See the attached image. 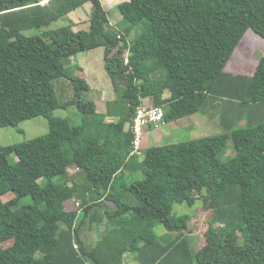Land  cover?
Here are the masks:
<instances>
[{"label": "trees", "instance_id": "obj_1", "mask_svg": "<svg viewBox=\"0 0 264 264\" xmlns=\"http://www.w3.org/2000/svg\"><path fill=\"white\" fill-rule=\"evenodd\" d=\"M44 1L0 0V129L36 117L50 127L23 143H0V245L13 240L0 264H264V56L252 75L226 70L248 31L264 39V0H128L116 7L127 23L121 30L101 0ZM86 3L88 30L47 29ZM96 49L127 101L118 123L97 113L88 80L68 65ZM61 79L73 87L64 103ZM145 98L164 109L166 123L215 109L226 132L152 146L139 161L131 127ZM72 105L94 118L75 126L54 114ZM230 141L235 156L223 161ZM134 163L145 178L116 188ZM206 188L212 218L197 248L199 237L186 233L190 216L173 210ZM86 219L104 227L94 247L82 237Z\"/></svg>", "mask_w": 264, "mask_h": 264}, {"label": "rangeland", "instance_id": "obj_2", "mask_svg": "<svg viewBox=\"0 0 264 264\" xmlns=\"http://www.w3.org/2000/svg\"><path fill=\"white\" fill-rule=\"evenodd\" d=\"M125 1L127 0H103L104 3L103 6L107 10H110L109 12L110 20L114 21L116 24L119 23L118 26L116 27V29L118 30L119 29L121 30V28L127 26V23L123 20L121 13L116 9L117 5ZM91 6L92 4L88 3V5H86L85 7L88 10H91ZM90 13L88 12V16ZM82 15L84 16L85 14L82 13ZM59 23H62V21H60ZM142 31H143V25H139L138 27H136L131 35V40H133ZM28 34L34 35L37 34V31L28 32ZM96 51L97 52L95 53L100 52V50H96ZM235 53H236L235 59L233 60L231 59V61L227 65L226 70L228 72L236 73V74L252 75L256 70L259 60L264 56V39L259 37L253 31H248V33L242 40V43L237 47ZM68 60L66 62H68ZM98 61L99 62L98 64H96V67L101 66V64H103L102 60L99 59ZM68 65L71 66V64ZM61 80H57L55 82V86L56 87L58 86L57 95L59 101L61 103H64L65 101L68 100V97L70 96L72 97L73 93H71L72 95L68 94L71 88L70 85L67 86V90L60 89V87H63V85H61L60 83L58 84V82ZM94 81L95 80H93V78H92V82L88 80L89 84H92V87L95 85ZM108 81L110 82L109 83L110 87L108 88L110 91L104 93L103 95H101L100 92L99 94L97 93L99 96L95 98L94 103L97 109V113L100 116H102V118H104L107 123H118L121 120V118L125 116V114L128 112L127 101L122 98L121 91H116L115 86L113 85L110 77ZM92 87L91 89H93ZM120 88H122L121 85ZM87 95L90 97L88 98L92 100V90L89 91ZM54 114L59 117L70 119L71 123L75 126L82 125L85 117H87L89 120H92L94 118V116L84 117V115L75 105L69 106L67 109H58L55 111ZM195 120L200 122L199 126L193 125V122ZM244 125H245V121H242L240 127H243ZM49 130L50 127L48 120L45 119L44 117H36L20 123L17 127L1 128L0 143L3 146H10L14 144L23 143L35 139L37 137L44 136L49 132ZM147 131L148 132L150 131L149 136H147L146 138L147 140L146 144L144 142V144L142 145V152L138 156L139 161L143 159L147 149H149V147H152L153 145L166 146V145L188 142L207 136H214L225 133L226 129L221 125L219 111L215 109H210L207 113L200 112L190 117H186L185 119L179 122L176 123L171 122V124L166 125L160 129L153 128L152 130H150V128H147ZM234 156H235V150H234L233 142L230 141L228 143L227 153L225 155H221L220 157L223 161H225L230 158H233ZM16 160L17 158L15 155L10 156V161L12 163L16 162ZM128 161L129 160H127V162ZM75 171H77V169H75ZM144 178L145 175L143 170L137 168V170L134 173H131L127 170L124 171L122 173L121 179H118L117 182L119 183L120 181L121 185H124V183L131 184L133 181L143 180ZM67 181L69 182L68 184H72V182L75 183L74 179ZM116 188H119V185H116ZM208 191L209 189L206 188L202 194L200 192H195L194 194H190L189 197L195 199L193 205L189 204V202H184L182 204H176L173 210V214L175 216H181L185 214L190 216V222L186 230V233L189 235L194 234L197 235V237H199L200 240L198 244H197L198 239L195 242L197 248L202 247L203 244L205 243V234L206 231L208 230L209 221L212 218V211L209 208V202H208ZM7 196L15 197V194L13 192H10L4 197ZM77 201L80 202L79 200ZM111 205L112 204L110 203V206ZM74 207L76 206L74 205ZM78 212H79V216L77 218V222H81L84 216L82 206L78 209ZM88 219H86V224L82 226V230H81L82 237L88 246L94 247L97 243L96 241H98L101 238L102 233L98 231L95 224L94 226L96 228L92 229V223L88 222ZM155 230L159 235L158 236L159 239L162 242L168 240V238L165 239V233L167 232L163 225H158Z\"/></svg>", "mask_w": 264, "mask_h": 264}, {"label": "crops", "instance_id": "obj_3", "mask_svg": "<svg viewBox=\"0 0 264 264\" xmlns=\"http://www.w3.org/2000/svg\"><path fill=\"white\" fill-rule=\"evenodd\" d=\"M49 0H45L42 4H46ZM102 3H103V0H101ZM128 1V0H127ZM88 5V3H86L85 5H83L82 7L74 10V11H71L70 13H68L67 15L63 16L59 21L53 23L50 27H48L47 29L48 30H51V29H58L60 27H64V26H67V25H73L74 26V30L75 31H80V30H88L89 29V21H90V17H91V13L90 11L92 10V6H91V10H88L85 6ZM104 5V3H103ZM105 8V7H104ZM105 10L108 12H110V10H107L105 8ZM112 11V10H111ZM88 12L90 13L89 16H88ZM74 13V14H73ZM82 13H84L85 15L83 16ZM71 15V16H70ZM60 21H62V23H59ZM111 21V20H110ZM116 24L114 21H111V24L114 25ZM96 50H100V52L98 53H95L97 52ZM96 50H91L87 53H84V54H80V55H75V56H72L71 59H70V64L73 68H75L76 70V75L80 76L81 78H84L86 80H89L92 82V78L94 81V86L92 87V84L91 87L93 89L92 90V100L89 99L90 97L87 95V99L88 100H91L94 102L95 98L97 96H99V92L101 95H103L104 93L106 92H109L110 90L108 89L110 87V82L108 81L109 79V76L106 72V69H105V61H104V50L103 49H96ZM89 53V55H88ZM92 53V54H90ZM78 56V57H76ZM102 60L103 61V64H101V66H98L96 67V64H98V60ZM99 70V72H98ZM67 81V82H65ZM61 84L63 85V87H60V89H64V90H67V86L70 85V91L68 94H71L73 93V87L70 83L69 80L67 79H62L61 81L58 82V84ZM56 87V86H55ZM58 87V86H57ZM57 87H56V90H57ZM59 90V89H58ZM69 90V88H68ZM90 90V91H91ZM98 93V94H97ZM67 94V93H66ZM72 95V94H71ZM73 96V95H72ZM68 97V96H67ZM89 97V98H88ZM170 97V94L169 93H166L164 95V98H169ZM69 98H72L71 96L68 97V100H70ZM185 119V118H184ZM183 120V119H181ZM179 120V121H181ZM177 121V122H179ZM176 123V122H175ZM171 123H166V125H169ZM165 125V126H166ZM193 125L194 126H199L200 125V122L195 120L193 122ZM129 129V125L126 126V130ZM153 128H150V130H152ZM150 132V131H149ZM149 132L147 131V129L145 130V134H144V138H143V143L142 145L146 144V138L147 136H149ZM154 146V145H153ZM129 160V159H128ZM70 174H75V169L73 167L70 168ZM129 171L131 173H134L137 168H136V165H131L129 166V168H125L123 169L122 173L124 171ZM121 173V174H122ZM74 183L72 182V184H68V186H72ZM117 185H121V182L119 181V183H117ZM6 196V195H5ZM14 197L13 196H7V197H3V200L5 202L13 199ZM71 202H78L76 200H72ZM94 224L96 225L97 229L99 232H103V228L104 227H100L98 226L96 223H92V229H95L96 227L94 226ZM159 236V235H158ZM97 242V241H96ZM13 245V240H10V241H6L4 243H2L0 245V250H7L9 249V247H11Z\"/></svg>", "mask_w": 264, "mask_h": 264}, {"label": "built area", "instance_id": "obj_4", "mask_svg": "<svg viewBox=\"0 0 264 264\" xmlns=\"http://www.w3.org/2000/svg\"><path fill=\"white\" fill-rule=\"evenodd\" d=\"M128 62V61H127ZM149 98L142 100V104L136 108L134 117L132 119V133H133V150L131 155L139 156L142 152V143L147 128L160 129L166 125L164 116L165 112L162 107H153L149 105ZM79 209L81 207L79 202L75 203ZM78 248V245H76Z\"/></svg>", "mask_w": 264, "mask_h": 264}]
</instances>
